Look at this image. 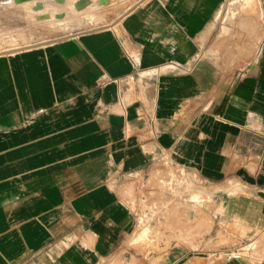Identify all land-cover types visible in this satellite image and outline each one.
Masks as SVG:
<instances>
[{
  "label": "crops",
  "instance_id": "obj_1",
  "mask_svg": "<svg viewBox=\"0 0 264 264\" xmlns=\"http://www.w3.org/2000/svg\"><path fill=\"white\" fill-rule=\"evenodd\" d=\"M137 1L0 50V264H264V30L221 44L225 0H143L109 25ZM163 162L200 202L136 243L127 197Z\"/></svg>",
  "mask_w": 264,
  "mask_h": 264
},
{
  "label": "rangeland",
  "instance_id": "obj_2",
  "mask_svg": "<svg viewBox=\"0 0 264 264\" xmlns=\"http://www.w3.org/2000/svg\"><path fill=\"white\" fill-rule=\"evenodd\" d=\"M74 1L67 0L65 5L58 3L60 6L57 8L55 0H50L45 3L43 11H34L30 4L0 0V50L66 35L91 24H102L107 22L110 12L125 9L135 0H110L102 5L97 0L87 5L86 0L82 10H77ZM60 8L59 11L65 12L60 18L50 14V18H37L40 13L54 12ZM215 19L214 34L220 37L221 44L226 46L229 39H235L236 51H246L250 44L254 46V42L240 43L243 36L259 35L264 30L259 24L264 22V0H225ZM139 182L127 197L140 221L134 238L136 243L152 242L151 236H159L162 232L158 228L163 226V213L174 207L190 208L192 204L200 202L199 194L203 191L195 175L164 162L151 168L148 174L140 177ZM189 195L193 201L185 199ZM146 211L149 213L146 214ZM155 230L157 232L154 233Z\"/></svg>",
  "mask_w": 264,
  "mask_h": 264
},
{
  "label": "water",
  "instance_id": "obj_3",
  "mask_svg": "<svg viewBox=\"0 0 264 264\" xmlns=\"http://www.w3.org/2000/svg\"><path fill=\"white\" fill-rule=\"evenodd\" d=\"M14 1L16 3H19V2L33 1V0H14ZM97 1H98L99 4H107V3L110 2V0H97ZM142 1L143 0H138L134 5H132L125 12H123L113 23H110L109 25H114L120 18H122L124 15H126L129 11H131L136 5H138ZM80 2L83 3V0L80 1ZM91 2H92V0H87V5H89ZM43 7H44L43 2H41L40 0H38V1H36V5H34L32 7V9L34 11H40V10L43 9ZM43 16L44 15H42V14H38L37 15V18L38 19H43ZM109 25H107V26H109ZM71 35H73V34L70 33V34H66V35H62V36H58V37H54V38H49V39L41 40V41H38V42H35V43H30L28 45H23L21 47H17V48H14V49H7V50L1 51V52H9V51L16 50V49H22V48H27V47L38 46V45H42V44H45V43H48V42H51V41L59 40V39H62V38H65V37H68V36H71Z\"/></svg>",
  "mask_w": 264,
  "mask_h": 264
},
{
  "label": "bare ground",
  "instance_id": "obj_4",
  "mask_svg": "<svg viewBox=\"0 0 264 264\" xmlns=\"http://www.w3.org/2000/svg\"><path fill=\"white\" fill-rule=\"evenodd\" d=\"M36 1H38V0H33V1H25V2H19V3H22V4H30L31 5V7H33L34 5H36ZM41 2H43V4H44V7H43V9L42 10H40V11H43L44 9H45V3L46 2H48V1H50V0H40ZM80 1H82V0H75L74 1V4H75V6H76V8H77V10H82L84 7L82 6V4H85L86 3V0H83V3H81ZM67 2V0H55V4H63V5H65V3ZM58 4V6H57V8L60 6ZM52 8V7H51ZM61 8H63V7H61ZM61 8L60 9H57L58 11H54V12H45V13H40V14H42V15H44V16H47V17H49L50 18V16H48L49 14L50 15H54L55 17H58V18H60V17H62V16H64L65 15V12L62 10V11H59V10H61ZM60 14V15H59ZM47 17H45V18H47ZM171 196V195H170ZM197 201V200H196Z\"/></svg>",
  "mask_w": 264,
  "mask_h": 264
},
{
  "label": "built area",
  "instance_id": "obj_5",
  "mask_svg": "<svg viewBox=\"0 0 264 264\" xmlns=\"http://www.w3.org/2000/svg\"><path fill=\"white\" fill-rule=\"evenodd\" d=\"M170 164H171V163H170ZM172 165H173V164H172ZM174 166H176V165H174ZM176 167H178L179 169H182L183 171H185V169H183V168H181V167H179V166H176ZM185 172H187V171H185ZM187 173H189V172H187ZM145 213L148 214L149 212L146 211ZM152 215H153V214H151V216H152ZM139 223H140V221L138 220V221H137V225H138V226L140 225ZM140 232H141V230H140ZM139 235H141V233H140ZM139 235H138V236H139Z\"/></svg>",
  "mask_w": 264,
  "mask_h": 264
}]
</instances>
